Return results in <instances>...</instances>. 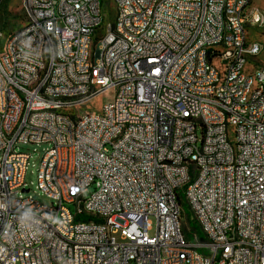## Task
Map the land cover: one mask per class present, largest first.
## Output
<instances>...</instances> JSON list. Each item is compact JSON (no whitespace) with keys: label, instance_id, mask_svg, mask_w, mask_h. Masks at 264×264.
<instances>
[{"label":"built area","instance_id":"2783aa9c","mask_svg":"<svg viewBox=\"0 0 264 264\" xmlns=\"http://www.w3.org/2000/svg\"><path fill=\"white\" fill-rule=\"evenodd\" d=\"M251 3L119 0L120 26L103 30L99 0H31L28 31L0 56V264H264V59L250 76L243 56L264 16ZM110 91L115 105L74 122ZM45 144L41 202L19 146ZM184 204L203 238L186 235Z\"/></svg>","mask_w":264,"mask_h":264},{"label":"rangeland","instance_id":"374dc122","mask_svg":"<svg viewBox=\"0 0 264 264\" xmlns=\"http://www.w3.org/2000/svg\"><path fill=\"white\" fill-rule=\"evenodd\" d=\"M7 0H0V31L3 32L4 36L0 39V53L6 51L7 43L10 39V34L15 31H21L25 27V14L23 12V0H10L7 3L6 8L4 5ZM250 11H258L264 16V0H252L251 6L248 9ZM117 14V7L115 0H102V15L104 17V26L107 23L113 22ZM249 41L257 42L264 47V24L261 28L249 29ZM261 60V56H258L253 61ZM114 97V92L110 91L95 99L91 105V108H87L88 111L92 109L98 110L100 107L111 102ZM50 149V146L45 145H20L19 150L21 152L30 154L32 159L30 161L29 169L26 175L27 188L31 190V195L38 201L47 202L46 197L37 189V174L42 158ZM183 227L186 235L189 238H193L194 235H203L201 231H197V224L191 221L192 213L190 208L183 205ZM195 223V224H194ZM199 228V227H198ZM153 235V233H151Z\"/></svg>","mask_w":264,"mask_h":264},{"label":"bare ground","instance_id":"6f19581e","mask_svg":"<svg viewBox=\"0 0 264 264\" xmlns=\"http://www.w3.org/2000/svg\"><path fill=\"white\" fill-rule=\"evenodd\" d=\"M117 7V14L113 22L107 23L105 26L103 24L104 17L102 15V29L111 30V28H118L120 26V17L121 9L119 8V0H115ZM23 10H31V0H23ZM99 12H102V0H99ZM25 19H27V12H24ZM255 17H262V14L258 11H255ZM21 31H28V23L25 24V27ZM4 34L0 31V39L3 38ZM114 37L122 38V30L114 29ZM87 41H94V34H87ZM11 45V38L9 39L6 49ZM207 49L215 50L218 54H227L232 49V42H217L210 41L207 42ZM5 53V52H4ZM4 53H0V56H4ZM41 56H48V48H41ZM244 64H248V70H250V76H261L263 75V66L256 65L253 61L258 56H261V59H264V47L261 46L260 49L250 50L243 49ZM49 75V68H40V76ZM259 89L258 79H250V84L248 87H245V94H253L256 90ZM117 101V94H114V97L111 102H107L106 105H115ZM85 107L81 111H78L74 115V122L86 121L90 115H95V109L88 111ZM98 112H105V104H103ZM45 115L54 116L60 115L59 106H45ZM224 127H231V118H224ZM227 147L229 151H236V141H235V129H228L227 137ZM76 221L81 222V224L86 225H96L98 224V217L84 216L83 214H76ZM184 249H195V242H184ZM245 250H253V243H245ZM254 264H261V255H254Z\"/></svg>","mask_w":264,"mask_h":264},{"label":"trees","instance_id":"16d2710c","mask_svg":"<svg viewBox=\"0 0 264 264\" xmlns=\"http://www.w3.org/2000/svg\"><path fill=\"white\" fill-rule=\"evenodd\" d=\"M9 1H10V0H7V1H6L5 5H4V8H6L7 3H8ZM194 224H195V223H194ZM196 229H197L198 232L200 231V229H199L198 227H197Z\"/></svg>","mask_w":264,"mask_h":264}]
</instances>
